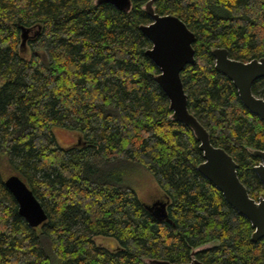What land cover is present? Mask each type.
<instances>
[{
	"label": "trees",
	"instance_id": "trees-1",
	"mask_svg": "<svg viewBox=\"0 0 264 264\" xmlns=\"http://www.w3.org/2000/svg\"><path fill=\"white\" fill-rule=\"evenodd\" d=\"M144 2L129 13L93 0H0V264H264V238L198 171L192 132L173 121L146 56ZM194 33L195 60L181 72L187 107L210 142L238 165L249 196L264 125L231 81L215 71L213 48L243 62L264 58V0H156ZM21 27L29 29L21 46ZM264 97V78L252 85ZM54 128L78 135L59 145ZM6 164L44 209L29 228L4 186ZM142 169L156 184L170 222L155 218L125 180ZM110 238L109 249L96 238Z\"/></svg>",
	"mask_w": 264,
	"mask_h": 264
},
{
	"label": "water",
	"instance_id": "water-1",
	"mask_svg": "<svg viewBox=\"0 0 264 264\" xmlns=\"http://www.w3.org/2000/svg\"><path fill=\"white\" fill-rule=\"evenodd\" d=\"M133 1L144 2L143 10L151 20L148 24L140 25L139 29L151 44L145 54L158 70L155 82L169 101L170 118L188 128L199 144L202 162L197 166V171L221 193L233 210L250 222L253 229L251 241L257 242L263 239L264 195L258 200L249 196L246 187L238 178V165L233 157L223 148L212 145L206 128L188 110V97L181 81V72L186 66L194 64V33L177 16L155 13L156 0H93V4L95 6L109 4L119 12L129 13ZM20 30L21 46H24L29 29L21 27ZM211 55L214 58L215 71L231 81L243 107L257 116L264 125V97L255 96L251 90L254 82L264 78V58L243 62L230 58L228 51L219 47L213 48ZM248 151L260 160L254 167V172L264 187V150L249 149ZM3 183L17 203L19 216L29 228H37L45 222L47 215L44 209L18 175L9 174ZM145 206L155 218L170 222L163 200ZM208 247L209 244L193 250L189 262L186 263H171L162 259H149L147 263L205 264L194 254Z\"/></svg>",
	"mask_w": 264,
	"mask_h": 264
},
{
	"label": "rangeland",
	"instance_id": "rangeland-1",
	"mask_svg": "<svg viewBox=\"0 0 264 264\" xmlns=\"http://www.w3.org/2000/svg\"><path fill=\"white\" fill-rule=\"evenodd\" d=\"M53 132L59 145L62 147H68L77 143L78 141V135L70 133L68 131L54 128ZM1 172L3 173V175H5V177L11 174L9 167L6 164H2ZM127 173L128 174L125 180L131 185L138 197L145 204L151 205L158 200H163L157 190L155 182L148 173L136 167L130 168ZM96 243L109 249L117 247L116 241L110 238L98 237L96 238Z\"/></svg>",
	"mask_w": 264,
	"mask_h": 264
},
{
	"label": "flooded vegetation",
	"instance_id": "flooded-vegetation-1",
	"mask_svg": "<svg viewBox=\"0 0 264 264\" xmlns=\"http://www.w3.org/2000/svg\"><path fill=\"white\" fill-rule=\"evenodd\" d=\"M6 178V177H5Z\"/></svg>",
	"mask_w": 264,
	"mask_h": 264
}]
</instances>
